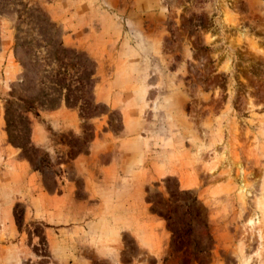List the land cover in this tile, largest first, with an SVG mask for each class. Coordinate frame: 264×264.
Wrapping results in <instances>:
<instances>
[{"label": "rangeland", "instance_id": "rangeland-1", "mask_svg": "<svg viewBox=\"0 0 264 264\" xmlns=\"http://www.w3.org/2000/svg\"><path fill=\"white\" fill-rule=\"evenodd\" d=\"M0 264H264V0H0Z\"/></svg>", "mask_w": 264, "mask_h": 264}, {"label": "trees", "instance_id": "trees-1", "mask_svg": "<svg viewBox=\"0 0 264 264\" xmlns=\"http://www.w3.org/2000/svg\"><path fill=\"white\" fill-rule=\"evenodd\" d=\"M69 52H71V51H69ZM67 102H68V100H67Z\"/></svg>", "mask_w": 264, "mask_h": 264}]
</instances>
